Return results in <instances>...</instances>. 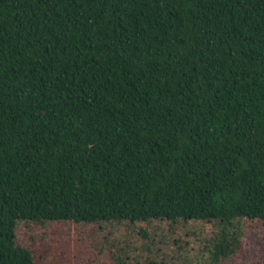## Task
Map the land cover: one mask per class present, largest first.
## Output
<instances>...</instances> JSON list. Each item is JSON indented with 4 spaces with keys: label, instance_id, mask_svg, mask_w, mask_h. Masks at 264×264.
Here are the masks:
<instances>
[{
    "label": "trees",
    "instance_id": "16d2710c",
    "mask_svg": "<svg viewBox=\"0 0 264 264\" xmlns=\"http://www.w3.org/2000/svg\"><path fill=\"white\" fill-rule=\"evenodd\" d=\"M242 220L264 0H0V264H231Z\"/></svg>",
    "mask_w": 264,
    "mask_h": 264
},
{
    "label": "rangeland",
    "instance_id": "374dc122",
    "mask_svg": "<svg viewBox=\"0 0 264 264\" xmlns=\"http://www.w3.org/2000/svg\"><path fill=\"white\" fill-rule=\"evenodd\" d=\"M51 227L47 226L45 228L37 229H28L21 227L19 228V240L22 243L27 244L28 242L32 241L33 244L36 245L37 238L42 236L44 238L49 237L51 233ZM212 227L207 224H200L197 223L195 225L194 233L199 237H205L209 233H211ZM241 230H242V237L240 240V248L232 260L231 264H264V224L256 221H246L242 220L241 222ZM66 235V230L64 235ZM63 236L55 237L54 240V247L56 251L61 252L62 255L68 257V254L63 250ZM34 238V239H33ZM49 240V238H46ZM199 243H192L191 247L194 246L197 248ZM67 249V247H66ZM197 252L191 253V257H193V262L195 261V257Z\"/></svg>",
    "mask_w": 264,
    "mask_h": 264
}]
</instances>
